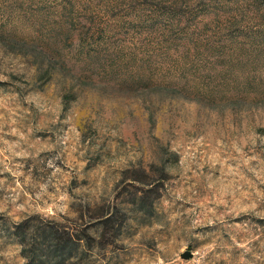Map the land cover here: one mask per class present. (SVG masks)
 Instances as JSON below:
<instances>
[{
	"label": "rangeland",
	"instance_id": "obj_1",
	"mask_svg": "<svg viewBox=\"0 0 264 264\" xmlns=\"http://www.w3.org/2000/svg\"><path fill=\"white\" fill-rule=\"evenodd\" d=\"M32 217L91 264H264V0H0V264Z\"/></svg>",
	"mask_w": 264,
	"mask_h": 264
},
{
	"label": "trees",
	"instance_id": "obj_2",
	"mask_svg": "<svg viewBox=\"0 0 264 264\" xmlns=\"http://www.w3.org/2000/svg\"><path fill=\"white\" fill-rule=\"evenodd\" d=\"M112 218L110 214L98 224ZM89 228L77 230L59 221L32 217L17 223L13 235L21 244L27 264H91Z\"/></svg>",
	"mask_w": 264,
	"mask_h": 264
},
{
	"label": "water",
	"instance_id": "obj_3",
	"mask_svg": "<svg viewBox=\"0 0 264 264\" xmlns=\"http://www.w3.org/2000/svg\"><path fill=\"white\" fill-rule=\"evenodd\" d=\"M181 257L184 259H190L193 257V252H191L190 250H187L181 254Z\"/></svg>",
	"mask_w": 264,
	"mask_h": 264
}]
</instances>
